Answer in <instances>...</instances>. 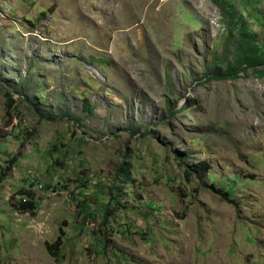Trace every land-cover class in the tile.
Instances as JSON below:
<instances>
[{"label": "rangeland", "instance_id": "obj_1", "mask_svg": "<svg viewBox=\"0 0 264 264\" xmlns=\"http://www.w3.org/2000/svg\"><path fill=\"white\" fill-rule=\"evenodd\" d=\"M242 32L264 59V0H0V264H264V76H226Z\"/></svg>", "mask_w": 264, "mask_h": 264}, {"label": "trees", "instance_id": "obj_2", "mask_svg": "<svg viewBox=\"0 0 264 264\" xmlns=\"http://www.w3.org/2000/svg\"><path fill=\"white\" fill-rule=\"evenodd\" d=\"M217 2V1H216ZM218 4V7L221 10L222 17L224 16L226 10L222 3H216ZM235 13H231V17L233 18ZM239 44L237 49V60L234 66L228 70V73L226 76L231 77L233 79H237L239 77L240 71H248L249 69H253L254 73H256L257 76L263 77L264 76V70H259V68L264 67V59L259 54L258 46L255 44V36L251 33L242 32L239 36ZM213 76L216 78L222 77L219 73H213ZM202 167V166H201ZM193 169H186V179L187 181H191L193 174H199V171L204 170V172L207 174V171L209 168H199L197 167ZM118 174L121 175L126 182H131V167L129 163H122L118 170ZM208 186L211 190L214 192L220 194L227 202L236 204L234 200L231 199V193L229 191H225L224 189L216 187L214 184L211 185H205ZM121 187H114L110 188L109 192L112 196V198L117 199L116 191H121ZM18 199L15 198L17 209H19L22 212L29 213L33 216L36 214L37 205L35 203L34 195L31 191H28L27 189H22L17 193ZM119 202V201H118ZM61 247V239L59 238L55 243L48 245V250L50 253L55 256L57 259L60 258L59 255V248Z\"/></svg>", "mask_w": 264, "mask_h": 264}]
</instances>
